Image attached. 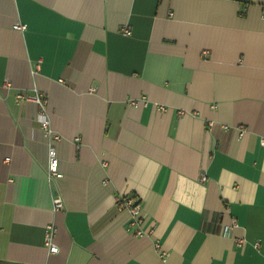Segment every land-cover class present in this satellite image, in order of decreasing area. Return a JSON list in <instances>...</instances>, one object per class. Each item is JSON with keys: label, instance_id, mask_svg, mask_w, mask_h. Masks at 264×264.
Listing matches in <instances>:
<instances>
[{"label": "crops", "instance_id": "crops-1", "mask_svg": "<svg viewBox=\"0 0 264 264\" xmlns=\"http://www.w3.org/2000/svg\"><path fill=\"white\" fill-rule=\"evenodd\" d=\"M261 137L264 0H0V263L264 264Z\"/></svg>", "mask_w": 264, "mask_h": 264}, {"label": "built area", "instance_id": "built-area-1", "mask_svg": "<svg viewBox=\"0 0 264 264\" xmlns=\"http://www.w3.org/2000/svg\"><path fill=\"white\" fill-rule=\"evenodd\" d=\"M15 28L23 29L25 27L24 24H15ZM123 33L130 34V30L127 27L122 28ZM16 98L20 100H30L37 104L38 106V117L40 122L41 130L43 131L44 135L47 137V147H46V154H47V163L45 166V174L49 180H53L62 176V172L59 169L58 158L56 154V149L54 146L53 141L59 139V135L55 133L52 129L49 119L47 116V107H46V100L42 93L35 91L32 94H25L23 92H18L16 94ZM261 145H264V137L260 139ZM116 204L121 208L128 209L129 213L132 215L133 220L136 218V212L138 207V202L134 200L133 197L127 195H119L116 197ZM62 201L59 197H55L53 199V209L57 210L61 208ZM139 218L136 219L134 222H139ZM55 227L52 224H48L44 230V243L48 246L49 252H56L57 245L54 243V235H55ZM224 231L229 230V225L223 226ZM141 231H137L140 234ZM155 249L158 251L159 257L163 258L164 253L159 250L160 247L158 243L154 244Z\"/></svg>", "mask_w": 264, "mask_h": 264}, {"label": "trees", "instance_id": "trees-1", "mask_svg": "<svg viewBox=\"0 0 264 264\" xmlns=\"http://www.w3.org/2000/svg\"><path fill=\"white\" fill-rule=\"evenodd\" d=\"M0 264H12V263H8V262H6V263H0Z\"/></svg>", "mask_w": 264, "mask_h": 264}]
</instances>
